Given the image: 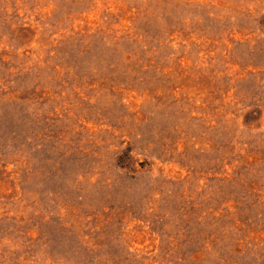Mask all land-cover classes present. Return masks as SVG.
Masks as SVG:
<instances>
[{"label": "rangeland", "instance_id": "1", "mask_svg": "<svg viewBox=\"0 0 264 264\" xmlns=\"http://www.w3.org/2000/svg\"><path fill=\"white\" fill-rule=\"evenodd\" d=\"M0 264H264V0H0Z\"/></svg>", "mask_w": 264, "mask_h": 264}]
</instances>
